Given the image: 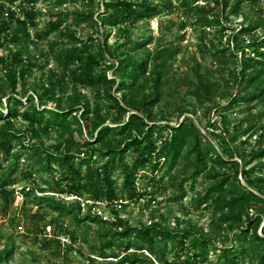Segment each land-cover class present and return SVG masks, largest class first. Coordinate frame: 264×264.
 I'll return each instance as SVG.
<instances>
[{
  "label": "rangeland",
  "instance_id": "1",
  "mask_svg": "<svg viewBox=\"0 0 264 264\" xmlns=\"http://www.w3.org/2000/svg\"><path fill=\"white\" fill-rule=\"evenodd\" d=\"M148 1L160 7L159 15H148L136 22L110 27L99 20L104 12L101 0H38L30 5L25 0L17 1L14 5L11 0H0V29L3 20L10 25V30L7 34L4 33L0 40V57L11 59L13 54L22 52L25 61L19 63V70L23 64H28L29 60L33 63L28 66L29 71L25 78L20 76L18 79L19 98L24 100L27 107L90 108L89 130L82 128L80 111L69 127L56 126L50 131H44L42 126H37V131L33 132L32 127L21 118L12 126L21 134L20 139L23 138L26 144L41 145L40 142H43L44 147L53 148L58 152L65 153L70 148L72 152H82L84 155L88 150L101 148L102 143L96 142L91 134L96 135L102 125H115L118 118L124 124L130 116H120L112 107L114 104L118 105L115 97L120 99L121 104H124L125 98L131 97L125 95L128 89L119 85L121 75L114 72L118 61L104 58L102 67L99 68L106 70L109 78H115V83L91 86L74 83L70 78H62L64 72L60 52L76 45L87 53H95L107 44V48L116 51L119 58L132 54L138 60H146L159 46L179 48L181 52L165 67L156 69L151 63L150 74L144 82L145 93L150 96L159 93L160 101L149 105V109L142 108L139 113L141 117L147 116L146 121L150 123L178 125L187 118H193L205 135L211 137L221 149L227 162L225 165H217L208 157L205 171L195 176V156L191 159L185 153L176 162L165 163L154 172L148 168L147 178L140 181L139 186L148 187L151 192L141 200L125 201L126 205L122 207L119 203L115 208L119 209L120 216L129 219L133 225L139 221L148 225L151 222H159L176 231H192L184 243L181 242V237L166 239L157 236L155 252L152 255L154 263L142 261L137 264H184L187 259L203 262L205 259L198 256L199 250L191 244L194 237L211 240L205 264H227L222 248L237 246L235 251L240 253L243 244L242 229L237 224L222 222L211 201H203L202 205L199 201L215 180H222L225 172L234 173L238 165L242 167L245 160L250 158L253 150L264 148V75L253 84L248 85L244 81L243 84L235 86L237 78H241L237 74L242 69L241 57L244 50L247 56L254 57L255 49L252 44L264 37V0ZM216 1L227 2V7H219L218 15L214 18L216 24L210 25L206 21L207 15L202 13L199 7L215 6ZM22 6L34 8L37 12V26H30L28 32L21 29L20 40L15 41L11 34L21 27L17 19L23 14ZM12 9L17 11L14 19L10 15ZM60 12H69L71 15L69 18H63V24L58 31L50 33L49 20H53ZM86 15L93 17L87 19ZM246 23H255L258 27L250 34H244L242 27ZM234 36L238 37V45ZM258 70L259 66L252 64L246 74L255 75ZM158 75H161L159 84L156 81ZM50 79L62 84L56 94L44 90V85L49 84ZM201 81L210 90V99H202V102L194 94ZM10 87L11 82L0 61V91H7ZM261 93L263 95L256 96ZM251 94H255L253 100L242 97ZM7 101V97H4V104ZM151 110L153 116L149 119ZM75 114L76 112L73 117H76ZM10 121V118L5 116L0 120V128L4 124H10ZM168 132L170 131L163 132L164 137ZM20 139L14 141L12 152H21L18 144ZM29 151L31 150L22 153L19 161L21 168H30L33 164V161L28 159ZM6 155L1 152L0 164L11 168L16 158L7 160ZM127 158L131 161L132 155L128 153ZM106 159L107 157L102 156L99 151L93 158L97 162ZM76 162L78 166L79 160ZM263 165L264 157L254 159L246 165L245 168L251 172L250 181L259 175L264 176ZM37 167L32 165L37 176L36 183L27 184L23 176H20L19 170L15 175L16 185L9 187V190L14 189V193L9 195V200L6 201L4 195L0 194V251L8 244L15 246V254L9 264H102L100 259L94 257L99 258L102 242L106 239L103 232L108 229V225L103 228L99 222L92 219L76 224L72 215H60L46 203L40 204L36 198L38 195L55 197L66 203L73 202L75 199L72 198L76 197L61 193L66 185L59 181L62 173L59 168L52 175L47 171L37 172ZM214 167L221 174L217 179L207 175ZM115 176L121 181L120 172H116ZM240 181L244 185L249 182L242 176ZM181 184H184V192L180 190ZM30 187L34 190L30 191ZM83 198V211L86 213L92 203L85 200L88 196ZM93 208L105 218L117 217L106 202H100ZM35 214L42 217L38 219L37 216L34 217ZM254 214L252 211L251 215ZM44 224L52 225L59 232L57 234L62 237L61 245L57 242L50 246L43 245L46 237L43 233ZM263 228L264 213L258 229L261 235ZM129 240L130 237L121 240L122 245L116 242L110 251L122 252ZM263 247L262 243L260 249L248 253L238 264H261L259 256Z\"/></svg>",
  "mask_w": 264,
  "mask_h": 264
},
{
  "label": "trees",
  "instance_id": "2",
  "mask_svg": "<svg viewBox=\"0 0 264 264\" xmlns=\"http://www.w3.org/2000/svg\"><path fill=\"white\" fill-rule=\"evenodd\" d=\"M17 1L22 0H11L12 5ZM25 1L30 5L35 4L38 0ZM101 2L104 6V12L100 15L99 20L110 27H118L129 22L139 21L148 15L156 16L161 13L160 7L148 0H101ZM216 3L217 5L215 6L205 5L199 7L200 11L207 15L206 21L210 25L216 24L214 18L218 15L219 7L221 5H224V9L227 7V2L219 3V1H216ZM21 11L23 14L17 19L21 27H18V31L11 34L12 39L15 41L20 40L21 29H24V32H28L30 26H37V12L33 7L22 6ZM16 13V10L12 9L10 11L13 19ZM70 15L69 12L56 14L53 20H49V32L55 33L58 31L63 24V18H69ZM85 17L88 19L93 17V15H86ZM211 17L213 18L210 19ZM3 21L1 22L0 40H2V35L4 33L7 34L10 30V25L5 20ZM257 27L255 23H246L242 27V32L250 34ZM90 37L92 40L94 39L93 36ZM234 39L238 45L240 43L238 37L234 36ZM104 45L105 47L100 48L95 53H87L76 45L60 52L64 72L62 78H70L74 83L91 86L115 83V78H109L107 71L99 68L102 67L104 58L118 61L114 72L121 75L119 85L126 90L128 89L125 95L131 96L125 98L124 104H121L120 99L115 97L118 105L114 104L112 106L120 116L130 114L129 120L123 124L118 118L115 125H102L96 135L95 133L91 135L96 139V142L102 143L103 146L88 150L84 155L82 152L76 154L70 148L65 153L58 152L53 148L44 147L43 142H40L41 145H30L26 144L23 138L20 139L21 134L12 126L19 118L27 122L29 127H32L33 132L37 131V126H42L44 131H50L56 126H71L80 111L79 116L82 120V128L89 130L90 108L86 109L76 106L55 109L40 108L38 106L27 107L24 100L18 96L17 83L20 76L25 78L29 71L28 66L33 65V63L29 60L28 64H23L21 70H19V63L25 61L22 57V52L13 54L11 59L10 57H0V61L5 67L11 82V87L7 91H0V120L5 118V116H8L11 120L10 124H4L0 128V158L1 152L7 154V160L16 158L11 168H5L2 166L3 164H0V194L4 195L6 201L9 200L10 193H14V189L9 190V187L16 185L17 179L15 175L19 170H21L20 176H23L27 184L31 182L34 184L37 181V176L32 169L33 164L38 166L36 168L37 172L44 173L47 171L52 175L59 168L62 171L59 181L66 185L61 190V193H67L72 195V197L76 196V198H72L75 200L66 203L62 199L46 195H38L36 198L40 204L46 203L48 207L60 215H72L76 224L92 219L94 222H99L103 228L108 225V227L106 226L108 229L103 232L106 239L102 242L100 254H98L99 258L94 257V259H100L102 264H137L142 261L154 263L152 255L155 252L154 247L157 236H163L166 239L181 237V242L184 243L191 236L192 231H176L159 222H151L148 225L139 221L136 225H133L129 219L120 216L119 209H116L115 205L121 203L120 206L123 207L127 204L125 201L141 200L151 192L148 187L142 188L139 186L140 181L147 178L146 169L148 168H151V171L154 172L164 166L165 163L176 162L186 153L188 158L192 159V156H195L194 160L197 165L195 176H197L203 173L208 166V157H211L217 165H225L227 159L221 149L216 146L213 139L205 135L193 118H187L178 125L150 123L146 121L147 116L141 117L139 113L142 108L149 109V105H154L160 101L159 93H156L157 95L155 96L145 93L144 82L147 75L150 74L151 63L156 69L165 67L181 52L179 48L159 46L153 50L146 60H138L132 54H125L123 58H119L120 56H118L119 54L116 51L108 49L107 44ZM252 46L255 49L254 57L247 56L245 50L241 57L242 69L237 74L241 78H237L236 87L243 84L244 81L248 85L253 84L264 75V37L254 42ZM252 64L258 65L259 70L255 75L246 74V70ZM156 81L159 84L161 75L157 76ZM61 85L59 81L50 79L49 84L44 85V90L56 94ZM209 93L208 86L202 81L194 90L195 96L201 102L202 99H210ZM140 95L141 98H139ZM257 95H263V93ZM4 97L8 99L6 104L3 102ZM242 97H248L253 100L255 94ZM75 112L76 117H73ZM152 116L153 110L148 115L149 119H152ZM165 130L170 131L166 137H164L163 133ZM17 139H20L18 140L21 148L20 153H18L19 151L12 152L15 147L14 141ZM89 141L91 142L92 140ZM26 150H31L29 151L28 159L33 161V164L30 165V168L29 166L28 168H21L19 161L23 155L22 153ZM97 151L102 156L107 157V159L105 161H94L93 158ZM128 153L132 155L131 161L127 158ZM260 157H264V148L253 150L250 158L245 160L242 167L238 165L234 173L225 172L222 180H215L204 197H202L203 199L201 198L199 201L200 205H202L203 201H211L215 213L220 214L219 219L222 222L231 223V225L237 224L242 229L243 244L240 253L235 251L237 246L222 248L227 264H238L248 253L260 249L262 243L264 245V228L262 229L263 235L259 234L258 231L263 221L264 213V176L259 175L250 181V169L245 168L248 163ZM77 160H79L78 166H76ZM116 172L121 173V181L115 176ZM207 175L217 179L221 174L214 167ZM240 176L247 181L249 180L247 185L241 183ZM255 180L261 182V184H257ZM184 189V184H181L180 190L184 192ZM33 190L34 188L30 187V191ZM83 196H88L89 198L85 200L88 203H92L86 213L83 211L85 209L84 201L82 200L84 199ZM100 202H106L117 217L115 219L111 216L110 218H105L100 214L101 212L94 211L93 207ZM252 211L255 212L254 216L251 215ZM36 216L38 219L42 217L40 214H35L34 217ZM43 229L45 234V224ZM54 232L55 235L53 237H45L43 245L50 246L53 242H57L59 245L62 244V237L57 234L59 232L56 229ZM126 237H130V240L122 252L110 251V248L116 242L122 245L120 241ZM210 242L211 240L203 237H194L191 242L193 248L199 250L198 256H202L205 259L204 261H206ZM131 249L133 251H130ZM263 251L264 247L259 256L261 264H264ZM14 254L15 246L12 243L8 244L0 251V264H9ZM204 261L187 259L184 264H205Z\"/></svg>",
  "mask_w": 264,
  "mask_h": 264
},
{
  "label": "built area",
  "instance_id": "3",
  "mask_svg": "<svg viewBox=\"0 0 264 264\" xmlns=\"http://www.w3.org/2000/svg\"><path fill=\"white\" fill-rule=\"evenodd\" d=\"M76 197V196H75ZM46 227V230H45V235L48 236V237H52V235L55 233V228L52 227V225H47L45 226ZM53 228V229H52ZM54 236V235H53Z\"/></svg>",
  "mask_w": 264,
  "mask_h": 264
}]
</instances>
